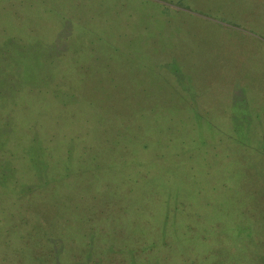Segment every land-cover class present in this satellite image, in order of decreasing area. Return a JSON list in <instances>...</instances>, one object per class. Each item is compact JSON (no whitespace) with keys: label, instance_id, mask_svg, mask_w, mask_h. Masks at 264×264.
I'll return each instance as SVG.
<instances>
[{"label":"rangeland","instance_id":"obj_1","mask_svg":"<svg viewBox=\"0 0 264 264\" xmlns=\"http://www.w3.org/2000/svg\"><path fill=\"white\" fill-rule=\"evenodd\" d=\"M0 264H264V0H0Z\"/></svg>","mask_w":264,"mask_h":264}]
</instances>
